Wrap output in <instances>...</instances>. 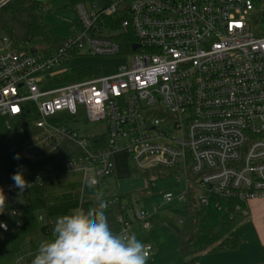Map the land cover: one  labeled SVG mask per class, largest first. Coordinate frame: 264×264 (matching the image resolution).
<instances>
[{"label":"built area","instance_id":"2783aa9c","mask_svg":"<svg viewBox=\"0 0 264 264\" xmlns=\"http://www.w3.org/2000/svg\"><path fill=\"white\" fill-rule=\"evenodd\" d=\"M9 1L1 0L0 8ZM76 7L82 29L73 28L51 52L9 49L12 39L0 38V115L19 117L34 106L40 119L32 124L50 131L24 146V157L39 161L67 139L81 147L86 183L103 184L115 173L116 153L126 151L135 168L175 169L185 181V189L164 195L165 204L183 202L191 191L219 210L222 198L263 199L264 37L249 27L253 0H114L93 12ZM120 12L126 15L121 31L131 30V39L98 24ZM81 56L125 61L109 76L54 82L76 70L69 66ZM62 113L75 120H53ZM84 117L105 121L106 133L81 136L73 123ZM49 169L36 175L34 186H42ZM18 190L12 183L3 192L9 199ZM151 215L137 212L145 229L152 227ZM11 219L22 225L17 210L6 207L0 224L7 229L0 231L10 232ZM119 227L132 232L133 221L123 216ZM145 244L151 255L154 245Z\"/></svg>","mask_w":264,"mask_h":264},{"label":"rangeland","instance_id":"374dc122","mask_svg":"<svg viewBox=\"0 0 264 264\" xmlns=\"http://www.w3.org/2000/svg\"><path fill=\"white\" fill-rule=\"evenodd\" d=\"M1 1V0H0ZM45 3V22L51 25L59 39H68L72 35V29L79 19L78 3L86 6L89 12L98 11L106 5V0H43ZM255 10L252 13L250 29L257 35L264 37V0H253ZM29 13L22 9L8 18H0V38L13 37L12 39L23 40L27 37V23ZM5 26V27H4ZM12 36H9V35ZM11 40L6 47L12 49L15 45ZM40 46V45H39ZM40 52L45 50V46H40ZM125 61L122 57H101V56H81L72 60L70 68L86 69L90 72L101 70L105 76L116 72L118 65ZM73 127L79 131L81 136H88L90 139L94 135H104L107 131V123L90 122L86 117L78 119L73 123ZM49 130L38 128L30 124L25 128L24 146L41 142ZM41 151L48 152L49 148L45 143H41ZM81 152V147L77 142L71 140L59 141L57 155H68ZM126 151H121L115 155L116 173L107 178L103 184L96 186L86 183L84 192L89 203H95L93 208L104 204V211L108 217L114 232L119 233V219L123 217V208L127 207V217L135 224L132 232H135L138 239L154 244L147 264H184V258L180 252V235L189 233V222L186 207L183 202L175 201L165 204L164 195L168 192L178 193L185 189V181H179V174L174 173L175 169L152 168L149 170H139L135 168V163L130 159ZM80 164V160L75 157L62 164L53 165L48 170L45 178V192L55 189H65L72 182L79 180L80 175L70 172V164ZM137 169L132 173L131 169ZM139 170V171H138ZM173 172V173H172ZM65 185V186H64ZM74 184H72L73 186ZM78 187V185H77ZM33 188L32 206L17 210L19 220L24 222L23 227L15 229L9 236L7 242L0 247V264H12V259H17L16 249L23 243V235L31 230L33 226L41 227L45 221L40 220L43 214L46 218L56 222L57 217L69 214L74 209H81L80 199H69L59 202L51 213L50 208H46L44 198H42L40 188ZM82 189V188H81ZM107 202V203H106ZM253 224L260 233L264 232V199H254L250 203ZM93 208H87L92 210ZM156 208L159 211L156 212ZM147 211L151 215L150 221L153 224L151 229H145L143 224L137 220L138 211ZM248 221V220H247ZM252 225V224H251ZM242 227V226H241ZM245 227V226H244ZM245 237L257 234L252 227L251 230L241 228L238 230ZM244 231V233H243ZM30 233V232H29ZM237 253L228 255L223 260L214 258L204 259L203 264H264L255 262L254 255L240 247ZM236 250H232L235 252ZM228 252V251H227ZM216 254V253H215ZM210 255V254H206ZM204 256V255H203Z\"/></svg>","mask_w":264,"mask_h":264},{"label":"trees","instance_id":"16d2710c","mask_svg":"<svg viewBox=\"0 0 264 264\" xmlns=\"http://www.w3.org/2000/svg\"><path fill=\"white\" fill-rule=\"evenodd\" d=\"M113 2L114 0H106L105 6L111 5ZM22 9H26L29 13L27 37L23 40L16 41L12 39L13 37H10L14 40L15 46L24 51H32L39 45H47L45 47V51L47 52L56 49L63 40L59 39L53 27L45 22L44 13L46 9L43 0H11L0 8V18H8ZM124 18H126V15L121 12L114 16H102L99 18L98 24L102 25L105 22L106 27L110 31H121V21ZM73 28L77 31L82 29V24L79 19ZM9 36L12 35L10 34ZM118 36H126L131 39L133 35L131 30H128L121 31L116 37L118 38ZM97 74H102L100 69L95 72H90L86 69H76L66 75L67 77L58 78L54 82H75ZM27 108L26 113L19 117H4L0 115V189L3 190L5 186L14 183L11 176L17 170L23 171L26 181L30 184L23 193H20V190H18L15 194L8 195L9 199L6 200L7 208L12 210L32 206V187L36 182V175L39 172L47 167L62 164L78 156L77 153L68 155H57L53 153L39 161L26 159L23 154L25 128L40 119L36 107L28 106ZM53 120H64L71 123L75 119L67 113H62L53 118ZM17 154H19V159L14 158ZM131 171L135 173L137 169L132 168ZM64 198L45 197V202L50 203ZM14 199L17 202L12 204V200ZM219 200L222 204L220 210L214 206L202 205L197 200L195 191L189 192L186 200L183 201L190 228L187 235L179 236L180 252L184 258V264H198V258L202 255L236 250L245 242L244 234L238 233L237 230L251 216L249 203L236 198H222ZM93 205L95 206L96 204L84 203V209L93 208ZM127 207H124L122 211L125 218H127ZM96 209L93 208V211ZM13 221L11 219L10 223L12 225ZM54 226L55 224L46 221L40 227L46 239H50L54 235ZM10 235V232L0 231V247L7 242ZM36 251L37 247L34 238L31 237L17 249V264H31V260L34 258Z\"/></svg>","mask_w":264,"mask_h":264},{"label":"clouds","instance_id":"9594fccd","mask_svg":"<svg viewBox=\"0 0 264 264\" xmlns=\"http://www.w3.org/2000/svg\"><path fill=\"white\" fill-rule=\"evenodd\" d=\"M14 158L19 159V154ZM11 179L20 193L30 186L22 170ZM6 200L0 189V213L7 207ZM104 207L101 203L95 211L78 208L57 217L54 235L39 242L31 264H147L150 246L135 232H114ZM0 227L7 229L6 224Z\"/></svg>","mask_w":264,"mask_h":264},{"label":"crops","instance_id":"0c3cea01","mask_svg":"<svg viewBox=\"0 0 264 264\" xmlns=\"http://www.w3.org/2000/svg\"><path fill=\"white\" fill-rule=\"evenodd\" d=\"M70 172H73L75 174H78L79 173L78 175H80L79 176L80 179L77 180V181L75 180L74 183L72 182L69 186L65 187V189H61L62 188L61 187L60 189H55L54 191H48L49 193L47 194L45 192L44 187H45V178L48 175V172H46L47 174H46V176L44 177V179L42 181V186L41 187H36L35 186L36 188H40V190H41V195L40 196L42 198H44V200H45V197L46 198H51V197H65L64 199H60V200L53 201V202H50V203H46L45 202L46 203V208L47 209L50 208L51 213L53 211V207H55L61 201H65V200H69V199H73V198L80 199L81 205H82L81 206V209H84V203H87L88 202V200L86 199L85 193H83L84 192L83 191L84 190V187L86 185V182L84 180V177H85L84 171L79 166H76L75 168H71ZM115 173H116V169H115ZM115 173H114V175H115ZM72 184H74V185L72 186ZM77 185H78V187H77ZM32 194H33V188H32ZM32 196H34V195H32ZM32 201H33V197H32ZM250 203L251 202H249V205H250ZM250 209H251V205H250ZM126 215H127V213H126ZM41 216H43V220L42 221H45L46 222V218L44 217V215L41 214L40 217ZM17 219L18 220L20 219L18 217V214H17ZM47 221L55 224V222H53V220H51V219H48ZM23 224H24V222H23ZM23 224L20 227H18V228L14 227L11 224L10 233L12 234L15 229H20L21 227H23ZM134 224L135 223L133 222V226H134ZM252 227L254 228L255 231H257V234L252 235L250 237H249V235H248V237H245V235H244L245 242L241 246L244 247L246 249V251L252 252V254L254 255L255 262H262V263H264V232L263 233H260L261 231L259 232L257 230V228L253 224L252 220H250V219H248V221L242 227L238 228V230L241 229V228H245L247 230H251ZM31 230H34V231H29L28 230L27 233H25L23 235V243L21 245H23L29 238L33 237L34 238L35 245H36V247H38L39 242L41 240H43V239H46V237L41 232V229H40V227H38V225L37 226H33V228ZM238 230H237V232L238 233H241ZM119 232H120V227H119ZM19 247H17V249ZM17 249H16V252H17ZM234 253H237V250L235 252H233V251H228L227 252L226 251V252H221V253H216V254H210V255H204V256L202 255V256H200L198 258V264H203L204 259H207V258H214L215 260H223V259H225L226 256L232 255ZM17 261H18V253H17V259H15V257H14V259H12V264H17Z\"/></svg>","mask_w":264,"mask_h":264},{"label":"water","instance_id":"95a60500","mask_svg":"<svg viewBox=\"0 0 264 264\" xmlns=\"http://www.w3.org/2000/svg\"><path fill=\"white\" fill-rule=\"evenodd\" d=\"M138 46H135L134 48L136 49ZM37 51V49H33L32 50V52L34 53V52H36ZM17 202V200H12V204H15Z\"/></svg>","mask_w":264,"mask_h":264}]
</instances>
